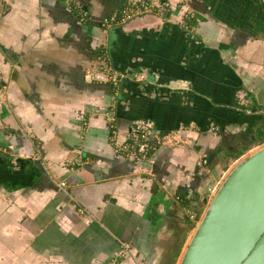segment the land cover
Returning <instances> with one entry per match:
<instances>
[{"label": "crops", "instance_id": "1", "mask_svg": "<svg viewBox=\"0 0 264 264\" xmlns=\"http://www.w3.org/2000/svg\"><path fill=\"white\" fill-rule=\"evenodd\" d=\"M0 96V264H164L264 146V0H0Z\"/></svg>", "mask_w": 264, "mask_h": 264}, {"label": "water", "instance_id": "2", "mask_svg": "<svg viewBox=\"0 0 264 264\" xmlns=\"http://www.w3.org/2000/svg\"><path fill=\"white\" fill-rule=\"evenodd\" d=\"M178 264H264V146L221 180Z\"/></svg>", "mask_w": 264, "mask_h": 264}, {"label": "built area", "instance_id": "3", "mask_svg": "<svg viewBox=\"0 0 264 264\" xmlns=\"http://www.w3.org/2000/svg\"><path fill=\"white\" fill-rule=\"evenodd\" d=\"M131 6H123L119 12V15H111L108 18L104 19L100 23V27L107 28L112 24L121 23L128 20L132 16ZM108 68L104 65H100L96 70H93L91 73V80L100 82V83H112L116 82L117 76L112 75L108 72ZM1 100V96H0ZM163 143H180V136L177 132L171 135H154L151 132L150 125L145 122H135L133 123L127 132V138L116 148L118 152L126 154L129 156L141 155L152 153L156 148ZM59 187H63L64 183L60 182ZM216 187L207 188L208 196H212ZM189 219L194 221L193 216L189 215Z\"/></svg>", "mask_w": 264, "mask_h": 264}, {"label": "trees", "instance_id": "4", "mask_svg": "<svg viewBox=\"0 0 264 264\" xmlns=\"http://www.w3.org/2000/svg\"><path fill=\"white\" fill-rule=\"evenodd\" d=\"M193 227V223H192V226L188 225V228H191ZM177 242H175V244L173 245V251H172V254L171 256L167 257L166 258V261L164 262V264H173V261L175 260V258L178 256V253H179V250H180V247H181V244H182V239H176Z\"/></svg>", "mask_w": 264, "mask_h": 264}, {"label": "rangeland", "instance_id": "5", "mask_svg": "<svg viewBox=\"0 0 264 264\" xmlns=\"http://www.w3.org/2000/svg\"><path fill=\"white\" fill-rule=\"evenodd\" d=\"M256 150V149H255ZM228 172V171H227ZM226 172V173H227ZM225 175V174H224ZM223 175H222V178H221V180L223 179ZM221 182V181H220ZM207 203V202H206ZM204 207H205V205H204ZM201 211H199V213L196 215V217H194L193 216V219H194V221H193V227H192V229L190 230V232H189V237H190V235H191V233H192V231H193V229H194V227L196 226V224L199 222V220H200V218H201V216H200V213ZM189 237L186 239L187 241H188V239H189ZM187 241H186V243H187ZM186 243L184 244V246H183V248L181 249V251H180V254H179V256L177 257V260H176V264H178V261H179V259H180V256H181V254H182V251H183V249H184V247H185V245H186Z\"/></svg>", "mask_w": 264, "mask_h": 264}]
</instances>
